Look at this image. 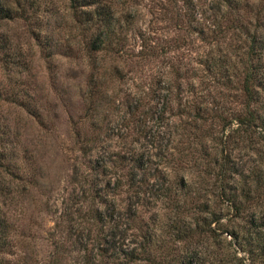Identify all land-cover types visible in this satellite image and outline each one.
<instances>
[{"label": "rangeland", "instance_id": "1", "mask_svg": "<svg viewBox=\"0 0 264 264\" xmlns=\"http://www.w3.org/2000/svg\"><path fill=\"white\" fill-rule=\"evenodd\" d=\"M103 1L113 41L93 47L70 0H0L10 9L0 15V205L11 224L0 264H98L99 228L138 247L106 264H264L231 233L244 220L217 187L223 161L230 182L264 169L263 130L239 122L248 108L264 115V0L221 19L218 0ZM123 153L146 168L110 172L124 178L108 189L111 218L88 222L92 184L109 176L90 159Z\"/></svg>", "mask_w": 264, "mask_h": 264}, {"label": "trees", "instance_id": "2", "mask_svg": "<svg viewBox=\"0 0 264 264\" xmlns=\"http://www.w3.org/2000/svg\"><path fill=\"white\" fill-rule=\"evenodd\" d=\"M189 1L190 0H186L185 3L189 4ZM218 1H216L215 5L213 4L212 7L215 15L219 14L216 18L221 19V17L225 14H229L232 9L238 8L241 0ZM70 2L71 7L77 11V15L80 12V18L87 23V26L92 27V33L90 36H88L85 42L86 45H93L94 47L96 41H99L102 44H109L113 41V38L111 37V32L113 31V26L111 24L113 8L111 4L103 0H70ZM166 3H170V0H168V2ZM171 3L173 4V2ZM192 3L193 2H191V4ZM226 5L229 6V8H226ZM9 12V8H4L2 4H0V15H2V13L8 15ZM102 35L104 36L103 39H101ZM255 78V72L253 70L250 71L245 81V88L248 92L252 91L250 82ZM167 79L170 78H164V82L165 80L167 81ZM239 122L246 123L247 126H260L263 130V132H261V136L262 140L264 141V115L258 114L252 108H248L246 115L243 118H239ZM82 149L83 151L91 150L89 143L86 142L82 144ZM0 153H2V150H0ZM0 159H2L1 155ZM129 160L130 158L127 157V154L124 153L118 155L117 158H115V162H112V164L102 163L96 158L92 160L90 159L91 169H93L94 172H101L104 173V175L108 173L109 176L103 183L99 181L92 184L91 196L96 201H93L90 210L88 211L86 217L88 222H93V220H95L102 225V223L105 224V222H107L111 218L113 208L111 211L108 206L110 204H113L115 206L116 203L113 198L108 196V189H116L118 185H121V182L124 178H122L119 174L112 180V177L114 175H110V172L117 173V169L120 166L122 167L124 163H130L129 165H131V169L146 168L145 163L140 162L141 158L139 156L131 159V161ZM227 169L230 170V167H226V162H221L219 165L217 176V187L220 191V194L224 195V197H226V200H228V205L232 210L235 211V215L242 217V219L244 220L242 226L243 228L238 230H231V233H233V235L238 238L237 240L242 250H245L246 252H248V254L253 255L254 253H256L259 254V256H264V216L259 215L257 209L258 206L264 204V169L257 166L254 168H250L247 172H239V179L234 180L233 182L225 179ZM132 178L133 176L129 175L128 177H126V181L130 180V183H132ZM7 183H9V180L7 181ZM1 189L2 188L0 187V191ZM198 207L200 210H206L207 206L205 204L201 205V203H199ZM218 218L219 217L216 218L215 216L214 219L216 220ZM94 223L96 225V222ZM116 223L118 225L117 221ZM197 223H199V221ZM10 226L11 224H9L8 218L2 211V207L0 205V250L3 249V247H5L8 243V233L11 229ZM112 226L116 227L115 224H113ZM97 232L98 233H95V235L97 237L98 244L96 247V251L92 252V256L94 254H97L102 258H107L124 253L125 256L133 258L134 250L138 247L134 246L130 249L123 250L124 248L120 247L119 239L115 237L116 233H104L103 229L101 230L100 228L97 229ZM118 237H120V234ZM140 247V250L145 248V244L141 243ZM89 252L87 253L88 256ZM102 258H100V262L98 264L108 263L107 260Z\"/></svg>", "mask_w": 264, "mask_h": 264}]
</instances>
